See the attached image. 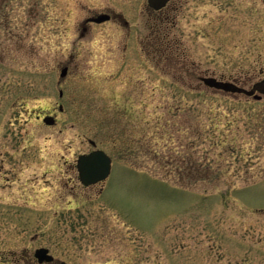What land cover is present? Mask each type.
Masks as SVG:
<instances>
[{
    "label": "rangeland",
    "instance_id": "1",
    "mask_svg": "<svg viewBox=\"0 0 264 264\" xmlns=\"http://www.w3.org/2000/svg\"><path fill=\"white\" fill-rule=\"evenodd\" d=\"M206 76L264 80V0H0V264H264V93Z\"/></svg>",
    "mask_w": 264,
    "mask_h": 264
},
{
    "label": "water",
    "instance_id": "2",
    "mask_svg": "<svg viewBox=\"0 0 264 264\" xmlns=\"http://www.w3.org/2000/svg\"><path fill=\"white\" fill-rule=\"evenodd\" d=\"M168 0H147L148 6L153 9H160L166 5ZM110 19L108 13H99L96 16H92L86 19V22L101 23ZM66 67H63L60 71V76L63 77L66 73ZM200 80L208 87L222 90L231 93H242L246 96H253L255 99H259L260 96L254 94L255 90L264 93V80L254 83L250 89L240 87L232 82L218 80L212 76L201 77ZM62 94V91H59ZM61 110L62 107L59 106ZM45 124H54V117L46 115L43 117ZM92 145L95 142L89 141ZM76 168L78 172V178L82 185L89 186L103 181L110 173L111 170V157L102 149L95 148L88 153L80 154L76 159ZM33 256L38 263L53 262L54 258L49 253L48 248L38 247L34 250ZM55 264H70L65 261H58Z\"/></svg>",
    "mask_w": 264,
    "mask_h": 264
},
{
    "label": "flooded vegetation",
    "instance_id": "3",
    "mask_svg": "<svg viewBox=\"0 0 264 264\" xmlns=\"http://www.w3.org/2000/svg\"><path fill=\"white\" fill-rule=\"evenodd\" d=\"M171 2H173V0H168L165 6H169L171 4ZM149 8L152 10H156V9L151 8V7H149ZM158 10H160V9H158ZM83 29L86 30V27H83Z\"/></svg>",
    "mask_w": 264,
    "mask_h": 264
}]
</instances>
